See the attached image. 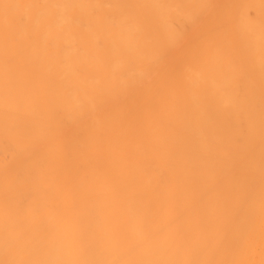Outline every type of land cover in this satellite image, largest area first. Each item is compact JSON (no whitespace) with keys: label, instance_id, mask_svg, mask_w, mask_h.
I'll list each match as a JSON object with an SVG mask.
<instances>
[{"label":"bare ground","instance_id":"1","mask_svg":"<svg viewBox=\"0 0 264 264\" xmlns=\"http://www.w3.org/2000/svg\"><path fill=\"white\" fill-rule=\"evenodd\" d=\"M0 264H264V0H0Z\"/></svg>","mask_w":264,"mask_h":264}]
</instances>
